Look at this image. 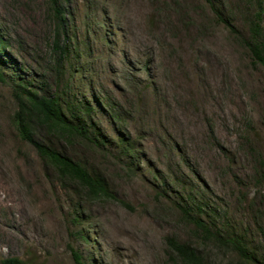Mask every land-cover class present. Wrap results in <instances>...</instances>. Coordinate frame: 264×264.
<instances>
[{
  "label": "rangeland",
  "instance_id": "rangeland-1",
  "mask_svg": "<svg viewBox=\"0 0 264 264\" xmlns=\"http://www.w3.org/2000/svg\"><path fill=\"white\" fill-rule=\"evenodd\" d=\"M264 0H0V261L211 264L179 204L243 240L264 264L263 61L246 45ZM264 46V45H263ZM54 97L90 141L35 125L33 139L100 177L90 198L22 140L11 89ZM199 209V211H198Z\"/></svg>",
  "mask_w": 264,
  "mask_h": 264
},
{
  "label": "trees",
  "instance_id": "trees-1",
  "mask_svg": "<svg viewBox=\"0 0 264 264\" xmlns=\"http://www.w3.org/2000/svg\"><path fill=\"white\" fill-rule=\"evenodd\" d=\"M251 35L246 42L251 55L258 61H263V41L261 39V27L258 13H255L251 21ZM1 44V40H0ZM0 79L2 75L0 73ZM17 107L13 114V123L18 136L26 140L38 153L39 157L46 160L57 172L61 179L74 182L80 189H84L90 198L114 197L106 188L104 181L95 175H91L85 168L74 163L67 156L33 139L35 125L44 127L47 132L62 138L73 139L79 137L90 141L88 129L81 124H72L62 112L54 97L38 96L21 81L13 84L11 89ZM179 210L183 219L190 224L192 229L201 235L203 240L210 241L230 254L235 255L234 264H261L246 247L243 240L228 233L220 226H213L195 215L189 205L179 204ZM199 211V209H198ZM166 245L184 264H211L196 248L187 242L179 241L174 237H166ZM73 264H84L80 255L71 250ZM0 264H20L16 258L1 259Z\"/></svg>",
  "mask_w": 264,
  "mask_h": 264
}]
</instances>
